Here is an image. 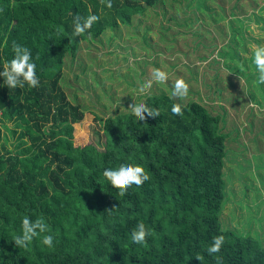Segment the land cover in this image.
<instances>
[{
  "label": "trees",
  "instance_id": "1",
  "mask_svg": "<svg viewBox=\"0 0 264 264\" xmlns=\"http://www.w3.org/2000/svg\"><path fill=\"white\" fill-rule=\"evenodd\" d=\"M163 2L112 0L108 8L100 0H0V71L13 58L15 41L31 50L39 79L36 88L10 89L0 77V264H216V256L223 264H264L258 234L255 239L223 230L219 222L229 138L223 133L225 112L214 115L200 97L182 105L171 95H146L143 102L158 109L159 117L139 122L121 112L97 119L103 151L91 144L74 146V125L85 111L59 87L65 58L74 59L82 42L91 43L107 30L134 29L133 18ZM205 3L197 0L195 8L211 20L215 13ZM239 3L233 4L230 17L242 13L236 11ZM89 14L97 15L98 22L73 36L74 17ZM231 35L230 45L243 41L240 30ZM226 57L238 61L236 70L247 84L254 80L252 88L264 101V85L244 72L255 70L252 55L243 59L233 49ZM217 82L214 92L222 94ZM230 99L240 106L244 100ZM174 103L181 105L182 115L171 113ZM258 123L257 136L264 134V121ZM234 132L238 137L239 129ZM121 164L140 165L150 176L123 197L102 176L104 169ZM26 216L45 220L52 247L39 236L26 249L15 247L13 237L21 233ZM139 222L151 231L144 245L131 241ZM219 235L225 243L210 256L206 249Z\"/></svg>",
  "mask_w": 264,
  "mask_h": 264
},
{
  "label": "rangeland",
  "instance_id": "2",
  "mask_svg": "<svg viewBox=\"0 0 264 264\" xmlns=\"http://www.w3.org/2000/svg\"><path fill=\"white\" fill-rule=\"evenodd\" d=\"M163 1L133 18L134 29L107 30L91 43L82 42L74 59L65 58L59 87L72 105L85 111L83 120L74 125V146L91 144L103 151V129L97 119L128 112L131 103L143 102L146 95H171L176 79L182 78L189 91L187 97L175 98L177 102L185 105L200 97L214 115L226 113L223 133L229 138L223 169L225 200L219 213L222 229L255 239L258 234L264 245V134L257 136L264 112L247 104L253 100L251 94L256 97L253 101H264L252 88L254 80L247 84L236 70L238 61L226 57L234 49L249 59L253 45H264V0H239L236 11L242 13L237 18L229 12L238 0H206L215 13L214 21L195 8L197 0L189 7L188 0ZM231 29L243 34L237 46L230 45L235 32ZM153 68L166 72L168 81L153 82L150 90L140 94ZM244 72L256 76V70ZM214 80L222 94L214 92ZM231 95L242 97L243 104L235 105ZM235 128L240 131L238 137ZM13 143L10 139L7 147Z\"/></svg>",
  "mask_w": 264,
  "mask_h": 264
},
{
  "label": "clouds",
  "instance_id": "3",
  "mask_svg": "<svg viewBox=\"0 0 264 264\" xmlns=\"http://www.w3.org/2000/svg\"><path fill=\"white\" fill-rule=\"evenodd\" d=\"M101 4L106 7H112V0H100ZM2 11V10H0ZM99 17L95 14H89L85 17L77 15L73 19V36H79L91 26L98 22ZM5 46L7 41L5 40ZM11 51L13 58L10 61H6L3 66V71H0V77L3 78L4 84L10 88H23L25 85L30 88H36L39 86V79L36 75V65L32 62L31 50L27 47L18 45L15 41L12 42ZM252 63L256 70V83L258 85H264V45H253ZM168 81V74L159 68H153L151 70V79L146 80L139 88L140 94L145 93L152 88L153 82L166 83ZM189 91L188 84L182 79H176L171 90L172 98L187 97ZM248 107L264 112V106L258 105L255 101L251 100ZM171 113L173 115H182L181 105L174 103L171 106ZM131 115L135 116L139 122L145 121L147 118L155 119L159 117L160 112L158 109L150 108L144 102L131 103L127 110ZM102 176L110 184V186L118 190V194L123 197L127 194V190L135 185L141 187L150 179L148 173H146L144 167L134 164H121L118 168L104 169ZM111 212V210H106ZM49 232V225L45 220L37 218L32 220L29 217H24L21 221V233L13 237V243L15 247L26 249L29 243L36 237H41V243L46 247H52L54 237ZM151 235V231L146 228L143 222H139L136 227L131 231V241L136 245H144L147 243V237ZM225 243V237L223 235L213 237L210 245L207 247V254L212 256L218 254ZM197 261L203 259L201 255L195 257ZM216 264H223V258L216 256Z\"/></svg>",
  "mask_w": 264,
  "mask_h": 264
}]
</instances>
